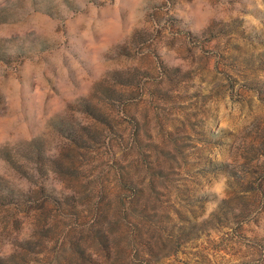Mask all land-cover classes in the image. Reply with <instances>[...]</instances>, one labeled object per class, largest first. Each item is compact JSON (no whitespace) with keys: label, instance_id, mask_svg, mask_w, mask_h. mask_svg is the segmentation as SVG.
Returning <instances> with one entry per match:
<instances>
[{"label":"rangeland","instance_id":"1","mask_svg":"<svg viewBox=\"0 0 264 264\" xmlns=\"http://www.w3.org/2000/svg\"><path fill=\"white\" fill-rule=\"evenodd\" d=\"M0 264H264V0H0Z\"/></svg>","mask_w":264,"mask_h":264}]
</instances>
